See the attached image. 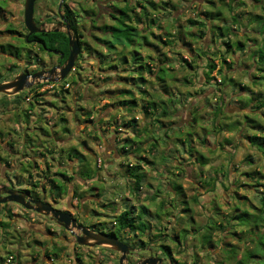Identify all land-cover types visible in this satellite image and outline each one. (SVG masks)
I'll list each match as a JSON object with an SVG mask.
<instances>
[{
  "label": "rangeland",
  "instance_id": "1",
  "mask_svg": "<svg viewBox=\"0 0 264 264\" xmlns=\"http://www.w3.org/2000/svg\"><path fill=\"white\" fill-rule=\"evenodd\" d=\"M169 1H172L175 4L174 8H171L172 14H169L168 12L166 13L168 15H166L160 11V20L163 27L162 29L159 27L151 28V31L154 33L149 34L150 40L155 42L158 47L152 45H146V47L150 50L152 48L157 51L155 54L153 53L154 56L160 54L158 56L167 58L168 61L165 62L171 68L168 70L169 75L167 77L166 75L163 76L164 80L166 79V82L162 83L157 82V78L155 80L151 79L150 73L146 72L145 75L148 78V84H146L145 87L148 92L160 93L161 90L164 91L160 84L167 83L168 87H170L173 92H176L174 97L175 101L169 106L170 114L161 116L165 124H173L174 129L171 131L167 126H159L160 130L158 129L159 131H157V137L159 134L161 135V137L159 136L160 138H157L160 142V145L158 146L159 151L156 150L154 153L157 155L161 154L164 149L161 155V160L158 159V157L160 158V155H158L157 163L153 164V168H151L150 171V167L147 166V163L143 162L144 170L148 173L146 174L145 181L142 182V186L139 190L133 188V184H130L129 178L122 170L121 164L127 162L128 157H130L131 160H134L133 158L135 157H131L132 155H124V152L120 154V148L124 143V139L132 136L135 131L122 125L123 118L127 116V113L126 110L119 107L121 105L118 103V100L122 98L120 90L128 86L126 83L127 81L121 76H130V72H128L130 68L129 66H139L142 60L135 62L131 57L128 58L127 64L123 65V61L120 58H117L118 54L115 53L120 51L121 46L118 45L116 48H112L114 53H109V51H107L109 48L108 46L101 47L98 44L97 37L102 36V33L97 32L96 30L90 31L87 22L85 23V19L83 17L80 18L77 15L78 22L82 23V21H84L85 24V27H83L84 30H81L82 41L86 44L88 43L95 49H100L104 53H109L108 58L101 62L97 52H94L92 49L89 51L86 48L83 50V57L78 63H76L74 68L64 79L56 82L40 81L38 87L35 83L31 87L22 90L24 95L27 94L28 91L34 92L35 90L54 93V95L41 96L42 102L38 103V108H41L42 106L44 107L41 114L45 115L46 118H53L50 120L49 124L47 122L48 120L38 119L40 127V129H38V147L48 145L53 141L54 143L51 142L49 144V148L41 147V149L48 155H53L55 159L59 161L58 167L53 163L50 165L51 167L47 169L48 174H54L56 171L61 172L62 170L65 172L73 171L79 175L85 174V170H90L89 174L84 175L86 177L87 187H82V185L78 183L75 184V186H77V191L79 192L78 195H81L82 197V205H80L79 209L75 210L76 215L78 216L79 221L86 225L91 224L95 228H100L102 226V228H105L106 230H114L119 236L121 235L124 240H127L128 242L132 241L136 248L135 253L128 260V262L132 264L143 259V257H147V255L149 256L150 250L152 254L163 258L165 263L170 262L171 264H174V262H172L174 260L166 256L159 247L161 243L173 244L168 240V237H160L161 239L158 240V242H151L147 236L141 235V233L136 236L134 235L135 233L129 229L119 233L117 226L114 225L115 216L119 212L124 209H131L132 206H135L134 211L138 212L140 207L144 205L149 210V215H147L146 218L152 221V229L149 230L150 233H148V235L152 234L150 236H153V234L161 232H169V235H172V230H174L172 228L176 224L180 212V206L176 208L177 201L175 200L173 204V200H171L175 197V193L172 189V185L175 182L182 184L185 196L189 199L190 206L193 209L194 220L199 224L203 223L205 220L204 215L202 214L205 209L206 212H208L207 208L211 209L210 211L212 213V209L218 203L221 204L226 211H232L235 199L230 193L233 192V188H237V182L242 184L243 181H245L244 184H246L243 188H239V196L243 193L248 194L256 203H259V198L255 189L256 186L247 185L254 184L255 181L252 177H249L246 174L255 170L264 173V153L256 147L251 146L247 140L242 139L238 132L243 124L242 120H244V114L248 113L250 116L262 121L261 118L251 112L249 106L245 107L246 99L244 101L236 99L237 95L235 92H241L238 84L237 87H235L234 83L226 86L219 84L221 76L217 73V70L212 73L213 76H216V80L211 79V82H208L209 79L206 75L204 59L199 58L201 55H195L193 57L190 54L191 49L202 48L205 43H211V31H209L205 37L201 38L198 35L190 36L185 33L183 27V25L186 26V24H188L190 18L200 20L199 16L201 11L210 10L209 8L213 10L218 7L216 9V14L214 13L215 16L212 18V21H214L215 24L219 23L218 25L228 28L231 27L232 16H236L237 19L239 18L238 21H247L251 19L252 22L250 23L249 28L252 30L251 34H254L253 28L255 25L261 23V20H259L260 17H256V13L264 12L261 4V2L264 3V0L259 2L255 0H235V3L231 0L232 3H234L232 12H230V8L225 6L220 0ZM226 1L227 0H225V2ZM58 2L59 0H38V15L41 16L42 19L51 16L52 13L57 11ZM67 2L70 8H80L83 6V0H67ZM240 6L244 7L246 12H253L250 14V19L247 18L248 15H240L239 17ZM219 10L221 11V14H217V11ZM23 11L24 0H0V80L10 79L15 73H18L24 68L26 64L27 66L34 65L37 60L35 55L38 54V49L33 44L25 45L24 40L19 38L18 33L16 32L23 30ZM76 11L79 12L81 10L76 9ZM162 11L167 12L166 9ZM173 19H175L176 25L178 24L182 26L181 29L186 34L184 35L185 41L176 38L173 39L171 42L172 44L164 43L161 40H164L163 38L168 36L166 34L168 31L173 32L175 33L174 35H176V29H179L176 25L172 26L174 23ZM49 21L53 22V19H49ZM106 21H109L107 17L101 20L102 23ZM50 26L52 25L49 23L47 27L50 28ZM197 26L198 25L192 27L194 33L199 32ZM207 27L210 30L212 26L207 23ZM214 27V31L219 37H216V42H212L210 45L213 47L212 49L217 47V49L221 50V52H219L220 56L225 55L230 60L235 54L232 52L226 53L227 48H225V45H221L217 41L218 38L221 39L219 34L220 29L219 27H216V25H214ZM14 29H16V31H14ZM87 29L90 31L89 35L86 32ZM241 30L243 31V29ZM259 30L262 31V33L258 35L259 43H256L254 46L247 43V52L248 50H251L250 48L255 49L264 45L262 41L264 37V26L260 27ZM239 32L237 33V37L241 36ZM258 33L260 32L257 31L256 34ZM155 36L158 38L160 36L161 40L156 39ZM139 40L143 43L142 39L139 38ZM186 42H190V44H187ZM86 44H84V46L87 47ZM24 48L26 51V54H24L25 58L22 57V60L19 61V59H17L19 56L13 54L15 53V50L17 53H21ZM144 53L151 52L147 51L145 48ZM240 53L241 52L239 51L238 54ZM247 55L249 56L251 54L247 53ZM49 56V53L42 51L41 58L43 61L47 60ZM122 57L123 54H121V58ZM128 57L130 56L128 55ZM55 58L56 57L54 56V59ZM185 58H187V60H190L191 58L196 67L189 68L186 61H184ZM205 59L208 60L207 57ZM146 60L149 61V59ZM235 60L236 62L232 63L231 67H227V73L229 76H233L237 83H240V81L248 83L250 79H252L249 78L248 74H251L256 70V68L251 67L253 60L248 58V65L243 64L240 60L237 61L236 58ZM112 63L118 64L117 67L109 68V65ZM257 65L261 66L263 63L257 61ZM156 66L157 65L155 64L154 67L156 68ZM122 67L124 68L122 69ZM247 69H250V71L245 73L244 70ZM152 76L155 77L156 74H153ZM184 76L188 78L191 77L193 82H186ZM259 89H264V86H260ZM190 93H192V95H190ZM58 95L64 97L65 100H61V96L57 97ZM53 96L54 98H52ZM149 96L150 93L147 97ZM71 97L74 98L75 104L71 103ZM166 97L169 98V96ZM1 98H3V95L0 93V99ZM33 102L34 100L31 101L29 99L27 101L22 99L21 102H19V100L9 102L10 107H16L18 109L20 116L16 115V118L12 120L13 113H11L10 110L0 113L1 141H4L5 139L12 140V137H9V133L6 131V128H8L12 121L13 124L22 123L24 126H28V123H31L30 127H33L35 121L28 120L23 111ZM142 103H146V101H140V104ZM115 105H117V107H114ZM217 106H221L222 108L218 113V116L213 113L214 111H217ZM50 107L52 108L48 111L47 108L50 109ZM73 108L74 114L71 112ZM136 118H140L138 120L144 123L148 120L147 116L141 110V106L136 110ZM216 123H220L222 126V130H219L220 132L216 129L217 127H214V124ZM231 123H237V128L229 130V124ZM192 124L196 126V131H194V129H191L190 131L189 126L194 127ZM158 125H161V123L159 122ZM203 126H206L209 130L203 128L201 130V127ZM33 129L27 131L30 137L36 139L37 135ZM46 131L49 133L53 132L54 138L57 142L42 134ZM187 132L190 134L192 133L191 135H188L189 139H186ZM199 135L200 138L209 136L208 142L206 141L205 144H203ZM15 137L18 138L16 135ZM177 137L183 139L184 142L181 140H176L174 142ZM225 137L229 141L224 140L223 138ZM115 139H117V142H114ZM221 140H223L224 147L215 145V143H218ZM33 142L37 143V141ZM28 145L30 146L31 144L27 141L21 143V145H18L17 147L21 146V149L23 150V148L26 149ZM189 145H191V147L194 146V151L187 154ZM115 146H119L117 149L119 150L118 156L112 152ZM74 148L78 149V152L83 154L85 158L83 159L81 155L76 156L75 151L71 154V151L74 150ZM49 149L52 150V153L49 152ZM1 152L4 157L11 155L8 150H3ZM199 152L206 154L210 158L209 165L211 167L218 169L222 168L221 170L226 172V175L223 174V172L218 175L216 174L217 180L215 179L216 184L214 186V191H209L210 187L204 186L201 182H198L196 173L193 172L194 169H200V164L196 161V158L200 155ZM229 152L234 153L230 160H228L230 156L228 154ZM143 154L147 156L146 151L143 152ZM151 155H153V153ZM246 156H249L250 160L247 161L245 159L247 158ZM11 157L12 158L9 160L15 158L13 155H11ZM162 158H165V162L168 166L171 164L170 169L173 171L176 170L175 166H185L184 173L182 172L183 174L177 176V174L169 172L168 170H161L162 167H166L163 165ZM135 159L138 160V158ZM190 162L194 163L191 164ZM22 168H25L24 165ZM229 168L231 169V174L227 175V169ZM177 170H179V168H177ZM16 173L21 174L19 170H16ZM41 180L43 181V179ZM45 183L49 185L48 181ZM231 183H234V185L230 186ZM130 186L132 188H130ZM226 186H230L229 190H227ZM47 190L48 197H51L52 195L56 196L54 190L49 187ZM197 191L201 192L199 200L202 205L196 204L191 199V196L194 193H197ZM156 193L159 197L154 200L153 196H155ZM226 197L228 198L226 199ZM160 202H166L167 204L172 202L175 209L173 208L168 211L165 208L162 210L160 208ZM61 205H63V201L59 202V206ZM168 208H170V206H168ZM7 209H9V211H14V214L16 215L24 211L21 206L9 202L6 205H0V217L3 218L4 213L2 212ZM28 214H30L29 217L34 218L36 222H38L39 218L43 219L42 215L38 216V214L33 212H29ZM154 214H159V216H154ZM156 217L160 219H157ZM13 218L16 219L17 216H14ZM43 223H45V221L42 222L41 225ZM184 224L186 227H189V225L192 224V220H186ZM50 227H53L57 231L60 230V227L55 222H50ZM36 237L45 242L47 240L46 237L43 238L38 233L36 234ZM141 238L145 240V245L141 244ZM60 239L61 238L57 241L58 248L59 250L63 248L66 255L58 258L57 264H118V253L109 245L103 244L94 247L78 245L74 249V251L76 253L78 251V253L75 256H72L67 253L68 249L66 246L68 243L66 241H61ZM7 243L8 242L0 243V258H6L10 255L13 256L17 251L19 257H15L11 261H2L0 259V264H38V259L34 260L33 258H30L25 254L26 252L24 249H17L13 244L8 247ZM181 249L184 248L181 247ZM193 252L194 249L191 246L181 254L179 253V255L175 253L174 257L183 262H187L188 264H192L194 259ZM200 256L202 264L215 262L213 256H210L206 251L200 253Z\"/></svg>",
  "mask_w": 264,
  "mask_h": 264
},
{
  "label": "trees",
  "instance_id": "2",
  "mask_svg": "<svg viewBox=\"0 0 264 264\" xmlns=\"http://www.w3.org/2000/svg\"><path fill=\"white\" fill-rule=\"evenodd\" d=\"M220 1L225 6L230 8L229 10L230 12H232L235 0H233L234 3H232L231 0H227L226 2L225 0ZM255 1L259 2L261 0ZM261 4L264 11V3L261 2ZM174 5L175 4L169 0H122L121 6L119 7L120 9H118V11L120 10L119 14L114 17L115 20L109 19V21L103 22V25L100 26L102 29V36L97 37V40L99 42L98 44L101 47H109L107 49L109 53H114L112 51V48H116L118 45L121 46L120 51L115 53L118 54L117 58H120L123 61V65L127 64L128 58L131 57L135 62L142 60L139 66H129L130 68L128 72H130V76H121L127 81L126 83L128 86L120 90V95L122 98L118 100V103H120L121 105L119 107L126 110L127 113V116L123 118L122 125L126 126L128 129H133L135 131L134 136H130L124 139V143L120 148V154L124 152V155H132L131 157L138 158L139 160L138 161L135 158H133L134 160H131L130 157H128V161H122L123 163L121 164L124 174H126V176L129 178L130 184H133V188L135 190H139L142 186V182L145 181L144 179L146 178L147 172L143 170L144 163H147V165L150 163L151 168H153L152 166L154 163H156L158 155H160V158L158 157V159L161 160L162 152L158 155L154 153L156 150L159 151L158 146L160 145V142L157 139L159 136L161 137L160 134L157 137V131L160 130L159 126H167V128H169V130L171 131H173L174 129L173 124H165L161 116L170 114L169 106L170 104L174 103L176 92H173L172 89L168 87L167 83L160 84L164 89V91H161L160 93L148 92L145 87L146 84H148V78L145 75L146 72L150 73L151 79L153 77L152 75L156 74L154 78H157V82H166V79L164 80L163 76L166 75L167 77L169 75L168 70L171 68L165 62L168 61V59L158 56L160 54L154 56L152 53L145 54L142 52V50L146 48V45L158 47L155 42H152V40H150L149 34L154 33L151 31V28L159 27L160 29H162L163 25L160 20V11L161 13L166 14L169 12V14H172L171 8H174ZM165 9L167 12L162 11ZM209 9L210 10L201 11L199 16L200 20L190 18L188 20V24H186V26L183 25L185 33L189 34L190 36L198 35L202 38L205 37L209 31H211V43H205L202 48L191 49L190 54L193 57L195 55H201L199 58L204 59V67L206 68V75L209 79L208 82H211V79L216 80V76H213L212 73L217 70V73L221 76L219 84H223L226 86L234 83L235 87H237V84L239 85L241 92H235L237 95L236 99L240 101H244L246 99L245 107L249 106V108H251V112L261 118L262 121L257 120L253 116H250L248 113L244 114V120H242L243 124L238 132L240 133L242 139L247 140V142L251 146L256 147L258 150L264 153V89H259L260 86H264V45L255 49L250 48L251 50H248L247 52V43H249L251 46L259 43L258 35L262 33L259 28L264 26V12L256 13V17H260L259 20H261V23L255 25V27L253 28L254 34H251L252 30L249 28L250 23L252 22V20L250 19V14L253 12H246V9L240 6L239 17L240 15H248L247 18H249L250 20L238 21L239 18L237 19L236 16H232L231 27L226 28L224 26L218 25L219 23L215 24L214 21H212L213 16H215L214 13L216 14V9ZM217 14H221V11H217ZM173 21L174 23L172 24V26H175V19H173ZM207 23L211 24L212 26L210 30L207 27ZM196 25H198L197 27L199 29V32L194 33L192 31V27ZM214 25H216V27H219L220 29L219 34L221 36V39L218 38L217 41L221 45H225V48H227L226 53L232 52L233 54H235L234 57L236 59L238 57L239 60L245 65H248V58H251L253 60V64L251 67L256 68V70L255 72L248 74L249 78H252L248 83L242 81H240V83H237L233 76H229V74L227 73V67H231L232 63L236 62L234 57L229 60L225 55L220 56L219 52H221V50L217 49V47H214V49H212L213 47H211L210 44H212V42H216V37H219L218 34L214 31ZM176 27H179V29H176V35H174L175 33L168 31L166 34L169 37L166 36L165 38H163L164 40H161L160 36L159 38L155 36L156 39L169 44L173 41V39L176 38L185 41L184 35L186 34L182 31V26L177 24ZM241 29H243V31ZM257 31H259L260 33L256 34ZM238 32L241 34L240 37H237ZM39 36H42V49L44 52H46V47H50L59 50L60 52L64 53L65 56L67 55L69 40L65 32L49 30L40 33ZM139 38L142 39L143 43L140 42ZM262 41L264 43V37ZM186 43L190 44V42ZM86 48L89 51L92 49L94 52H97L99 60L101 62L108 58L109 53H104L100 49H95L88 43ZM239 51L241 52L240 54H238ZM156 52L157 51L154 50V54ZM247 53L251 55L248 56ZM121 54H123L122 58ZM128 55L130 57H128ZM206 57L208 58V60L205 59ZM146 59H151L152 62ZM184 61H186L189 68L196 67L191 58L190 60H187V58H185ZM257 61H259V63H263V65H257ZM155 64L157 65L156 68L154 67ZM117 65L118 64L116 63H112L109 65V68H115L117 67ZM123 68L124 67H122V69ZM244 71L245 73H247L248 71H250V69ZM184 79L186 82H193L191 80V77L188 78L184 76ZM149 93L150 96L147 97ZM190 95H192V93H190ZM166 96H169V98H167ZM142 100L146 101V103L140 104V101ZM139 106H141V110L148 118L147 122L145 123L138 120L140 118H136V110ZM114 107H117V105H115ZM221 110V106H217L218 112L214 111L213 113L218 116V113ZM159 122L161 123V125H158ZM237 125V123H231L229 124L228 129L233 130L237 128ZM205 127L206 126L201 127V130L202 128L209 130L207 127ZM214 127H217L216 129L218 131L222 130V126L220 123L214 124ZM189 129L190 131L191 129H194V131H196V126H189ZM191 134L187 132L186 139H189L188 135ZM226 137L223 139L229 141ZM200 139H202V143L205 144L206 141L208 142L209 136H205ZM176 140H181L182 142H184V140L180 137H177L174 142ZM147 144H149V149L153 153V160L143 154V152L146 151L145 145ZM215 145L224 147L223 140L215 143ZM74 150L76 152V156L81 155L83 159L85 158L83 154L78 152V149L74 148ZM193 151L194 146L191 147V145H189L187 154ZM199 154L200 155L196 158V161L198 162V164H200V169H194L193 172L196 173L198 182H201L204 186L210 187L209 191H214V186L216 184L215 179L217 180L216 174L218 175L221 172L225 174L226 172L222 171V168L218 169L211 167L209 165L210 158L202 152H199ZM228 154L230 155L228 160H230L231 156H233L234 153L229 152ZM245 159L248 161L250 160V157L248 156ZM162 161L164 163L163 165L166 166L163 170L173 172L174 174H177V176H179V174H183L185 171V166L182 165L181 167L175 166L176 170L173 171L170 169L171 164L168 166V164L165 162V158H162ZM190 163L193 164L194 162ZM177 168H179V170H177ZM227 170V175L231 174V169L229 168ZM85 171V174L90 173V170ZM246 175L252 177L255 181L254 184L247 185L256 186L255 189L257 191L259 203H256L248 194L243 193L239 196V188H243V186L246 184H244L245 181H243L242 184L237 182V188H233V192L230 193L231 196L233 195L235 199L232 211H226L225 208H223V206L218 203L212 209V213L210 211L211 209L207 208L208 212H206L205 209V211L202 213L205 220L203 223L198 224L194 220L193 209L190 206L189 199L187 198V196H185L182 184L175 182L172 185L175 197H173L171 200H173V204L175 200L177 201L176 208L180 206V212L178 215V219L176 218L177 222L172 228L175 230V232L174 230H172V235H169V232H167L168 234L166 232H161L157 234L155 233L153 234V236H150L152 234L148 235V233H150L149 230L152 229V221L146 218V216L149 215V210L144 205L140 207L138 212L134 211L135 206H132L131 209L122 210L115 216L114 225L117 226V230L119 231V233L126 229H129L130 231L134 232V235L136 236L140 235V233L141 235L147 236V238H149L151 242H158V240L161 239L160 237H168V240H170L173 245L169 243H161L159 247L166 256L174 260L172 261L174 262V264H188L187 262H183L175 258L174 255L175 253H177V255H179V253L181 254L191 246L194 249V259L192 264H202L200 253L205 251L210 256H213V258L215 259V262L213 263L216 264H264V173L255 170L247 173ZM232 185H234V183L230 184V186ZM230 186H226L227 190H229ZM130 188L132 187L130 186ZM58 189L61 192L66 191V187L63 185H59ZM200 195L201 192L197 191V193H194L191 196V199L198 205H202L199 200ZM157 197L159 196L156 193L155 196H153V199L155 200ZM227 198L228 197H226V199ZM173 204L172 202H170V208H166L167 203L160 202V208L162 210L166 208L169 211L174 208ZM155 215L159 216V214H154V216ZM189 219L192 220V224L189 225V227H186L184 222L186 220L188 221ZM141 244H146L145 240H143L142 238ZM181 247H183L184 249H181ZM7 258L8 257L0 259L2 261H7ZM213 263L209 262V264Z\"/></svg>",
  "mask_w": 264,
  "mask_h": 264
},
{
  "label": "flooded vegetation",
  "instance_id": "3",
  "mask_svg": "<svg viewBox=\"0 0 264 264\" xmlns=\"http://www.w3.org/2000/svg\"><path fill=\"white\" fill-rule=\"evenodd\" d=\"M121 3L122 0H83L82 7L70 8V6H68L67 0H64L62 7L59 8V4H60V0H59L57 5V11L55 13H52L51 16H47L46 19H42L41 16L38 15V0H35L34 18L36 24L39 27L48 28L47 26L50 23L52 25L50 26L51 30L63 31L67 34V36H68V30L71 32V34H75L76 38L78 39L81 45V52L79 53L77 59L75 60V64H74L75 66L76 63H78L80 59L83 57V50L86 49V46H84V44L86 43H84L81 38V30L82 29L84 30L83 27H85V24L84 21H82V23L78 22L77 15L80 18L83 17L85 19V23L87 22L88 29L90 31L96 30L97 32H101L102 29L100 26L103 25L101 20L105 17H107L110 20H115L114 17L119 14L120 10L118 11V9H120L119 7L121 6ZM76 9H80L81 11L77 12ZM49 19H53V22H50ZM22 22H23V30L16 31V29H14V31L18 33L19 38H22L24 40L25 45L33 44L38 49V54L35 55V57H37V60L34 63V65L27 66L26 64V66L22 68L18 73L26 72L31 75L39 70H44L47 75H49L52 78H56L59 72L58 67L65 62V60L69 55L70 46L68 48V53L66 56L64 55V53L63 55H61L62 52H60L57 49H55L58 51L56 53L53 51L54 48L46 47V52L49 53L50 56L47 60L43 61L41 58L43 51L42 49L43 42L41 39L42 36H39V34L43 32H35L29 34L28 36L29 31L26 28L24 21ZM67 24L70 25L69 28L66 27ZM88 29L86 32L89 35L90 31H88ZM19 48L21 49L20 46ZM48 48L52 50H48ZM24 54H26L25 48L21 53L20 52L17 53V51L15 50V53L13 55L19 56L17 59L21 61L22 57L25 58ZM54 56L56 57L55 59ZM53 67H56V70L50 73V69ZM18 73H15L10 79H6V80L2 79L0 80V82L12 80ZM39 84L36 83V86L38 87ZM0 93L3 95V98L0 99V113H4L5 111L10 110V112L13 113L12 120L16 118V115L20 116V114L16 107L9 106L10 101L19 100V102H21L22 99L26 101L28 99L31 101L34 100V102L31 103V105L23 111L28 120L35 121L33 123L32 128L30 127L31 123H28V126H24L22 125V123L13 124V121L11 124H9L8 128H6V131L9 133V137H12V140L10 139H5L4 141H1L2 139L0 140V148H1L0 149V189L5 187L8 189H16L19 192H24L26 193L27 198L40 199L44 202L50 203L54 208L60 211L70 212L73 218H75L79 223H82L79 221L75 211L79 209L80 205H82V197L81 195H78L79 192L77 191V186H75V184L78 183L81 184L82 187H87V181L85 179L86 177L84 176L85 174L77 175L76 172L73 171L65 172L62 170L61 172L56 171L54 174H48L47 169L51 167L50 165H52L53 163L58 167L59 161L56 160L53 155H48L47 153H45L44 150L41 149V147H48L49 144L53 141H51L48 145L38 147V129H40L38 124V119L48 120L47 121L48 124L50 123V120L53 119V118L50 119L49 117L46 118L45 115L41 114L43 111L42 109L44 107L42 106L41 108H38V103L42 102L41 96L43 97L44 95H54V93L46 92V91H38V90H35L34 92L28 91V93L25 95L24 93H22V90L18 92L9 91V92H0ZM60 96L61 95H58L57 97ZM52 98H54V96ZM60 99L65 100L64 97L62 96L60 97ZM71 103L75 104V100L72 97H71ZM51 108L52 107H50V109L47 108L48 111H50ZM73 110L74 108L71 111L72 114H74ZM32 129L35 130V134L37 135L36 139L29 136L27 130H32ZM42 134L45 135V137L51 138L55 142H57L56 139L54 138L53 132L49 133L46 131L45 133ZM15 135L18 136L19 139L15 137ZM27 141L31 145L30 146L28 145L29 147L27 146L26 149L23 148L22 150L21 146L17 147L18 145H21V143ZM33 141H37V143ZM3 150H8L11 153V155H13L15 158L13 160H9L10 158H12L11 155L4 157L3 154H1L2 153L1 151ZM73 151L75 150H72L71 154H73ZM49 152L52 153V150L49 149ZM23 165L25 168H22ZM16 170H19L21 174H17ZM41 179H43V181ZM46 181L49 182V185L45 183ZM59 185L65 186L66 191L65 192L59 191L58 189ZM48 187L55 191L56 196L54 195H52L51 197L47 196ZM1 194L2 196L6 195L4 191H1ZM60 201H63V205L61 206H59ZM9 202H13L21 206L24 211L18 213L17 215L14 214V211L12 210L9 211V209L2 212L4 214H3V218L0 217V243L8 242L7 243L8 247L11 244H13L16 246L17 249L19 248L24 249V251L26 252L25 254L28 255L30 258H33L34 260L38 259L37 262L38 264H57L58 258L63 257V255H66L63 248H61L60 250L58 248L57 241L59 240V238H61L60 239L61 241H66L68 243L66 246V248L68 249L67 252L68 254L75 256L78 253V251L77 253L74 251V249L78 245H80L76 241V235L73 234L69 229L61 225L51 215H45L31 208H26L21 203L15 201L0 203V205H6ZM29 212L38 214V216L42 215L43 219L39 218L38 222H36L34 218L29 217L30 216V214H28ZM14 216H17V218L14 219L13 218ZM44 221L45 223L41 225V223ZM50 222L51 223L55 222L60 227V230L57 231L53 227H50ZM82 224L86 225L84 223ZM87 226H89L90 229L94 231H98V232L100 231V232L108 233L110 235H114L119 239H121L122 241H124L125 243L131 245L134 249L133 251L127 254L128 260L135 253L136 248L132 243V241L128 242L127 240H124L122 236L120 235L121 236L120 237L116 231L106 230L105 228H101L102 226L100 228H95L91 224ZM37 233L40 234L43 238L46 237L47 239L46 242L44 240H40V238L37 239L36 237ZM84 246L94 247L89 245H84ZM117 253H118V264H119V258L121 253L119 251H117ZM151 253L152 252L150 250L149 255ZM10 256H8V258H10ZM15 257H19L18 251L14 253L12 259H14ZM12 259H10V261ZM141 260L136 261L134 264H137Z\"/></svg>",
  "mask_w": 264,
  "mask_h": 264
},
{
  "label": "water",
  "instance_id": "4",
  "mask_svg": "<svg viewBox=\"0 0 264 264\" xmlns=\"http://www.w3.org/2000/svg\"><path fill=\"white\" fill-rule=\"evenodd\" d=\"M64 0H60L59 8L62 7ZM34 6L35 0H24V11H23V21L26 28L28 29L29 34L35 32H44L51 30L46 27H39L36 24L34 18ZM66 27H70L69 24ZM57 30V29H56ZM68 40L70 51L65 62L58 67V76L52 78L46 74L44 70H39L33 74H28L26 72L18 73L12 80L0 82V92H18L25 88L31 87L35 83H40V81H51L56 82L64 79L70 71L74 68L75 60L77 59L79 53L81 52V45L76 38L75 34H71L68 30ZM48 50H52L48 48ZM58 52L57 50H53ZM63 55V53L61 54ZM56 70V67L50 69V73ZM1 191H4L6 195L1 194ZM8 201H15L21 203L26 208H31L37 212L43 213L45 215H51L55 218L61 225L69 229L73 234L76 235V241L80 245H109L114 250H117L121 253L119 258V264H131L128 262L127 254L133 251V247L118 237L110 235L105 232H98L90 229L89 226L79 223L75 218L72 217L71 213L68 211H60L54 208L50 203L44 202L40 199L27 198L26 193L19 192L16 189H8L3 187L0 189V203H5ZM137 264H166L163 262V259L157 255L150 254L149 256L143 258ZM171 264V263H169Z\"/></svg>",
  "mask_w": 264,
  "mask_h": 264
},
{
  "label": "crops",
  "instance_id": "5",
  "mask_svg": "<svg viewBox=\"0 0 264 264\" xmlns=\"http://www.w3.org/2000/svg\"><path fill=\"white\" fill-rule=\"evenodd\" d=\"M145 49V48H144ZM144 49L142 50V52L144 53ZM146 50L147 51H150L152 54L154 53V50L151 48V50L148 48V47H146ZM149 61L150 62H152V60L151 59H149ZM237 61H239V58L237 57ZM154 62V61H153ZM152 79H154L155 80V78L154 77H152ZM161 91H163V90H161ZM132 136H134V134L132 135ZM105 142H107V141H105ZM114 142H117V139H115V141ZM119 148V146H115L114 147V149L112 150V152H114L115 154H117V156H118V151L119 150H117ZM145 148H146V152H147V156L150 158V159H152L153 160V155H151L152 154V151H150V147H149V144H147V145H145ZM164 150V149H163ZM163 150H162V152H163ZM186 157V156H185ZM156 163H157V161H156ZM148 167H150V169H149V171L151 170V165H150V163L147 165ZM153 167V166H152ZM145 168L143 167V170H144ZM163 169H165V167H162L161 168V170H163ZM153 170V169H152ZM145 171V170H144ZM148 173V172H147ZM168 206H169V204H167L166 205V208H168Z\"/></svg>",
  "mask_w": 264,
  "mask_h": 264
},
{
  "label": "built area",
  "instance_id": "6",
  "mask_svg": "<svg viewBox=\"0 0 264 264\" xmlns=\"http://www.w3.org/2000/svg\"><path fill=\"white\" fill-rule=\"evenodd\" d=\"M10 259H12V256H10V258H8L7 260L10 261Z\"/></svg>",
  "mask_w": 264,
  "mask_h": 264
}]
</instances>
